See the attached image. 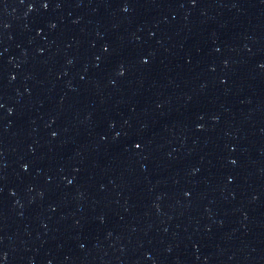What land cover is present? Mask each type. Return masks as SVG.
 Masks as SVG:
<instances>
[{"label":"water","instance_id":"obj_1","mask_svg":"<svg viewBox=\"0 0 264 264\" xmlns=\"http://www.w3.org/2000/svg\"><path fill=\"white\" fill-rule=\"evenodd\" d=\"M0 264H264V0H0Z\"/></svg>","mask_w":264,"mask_h":264}]
</instances>
